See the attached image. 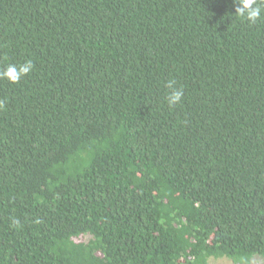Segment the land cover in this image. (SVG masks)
Returning <instances> with one entry per match:
<instances>
[{"label": "trees", "instance_id": "obj_1", "mask_svg": "<svg viewBox=\"0 0 264 264\" xmlns=\"http://www.w3.org/2000/svg\"><path fill=\"white\" fill-rule=\"evenodd\" d=\"M236 7L0 0V72L34 65L0 77V264L264 257V12Z\"/></svg>", "mask_w": 264, "mask_h": 264}, {"label": "clouds", "instance_id": "obj_2", "mask_svg": "<svg viewBox=\"0 0 264 264\" xmlns=\"http://www.w3.org/2000/svg\"><path fill=\"white\" fill-rule=\"evenodd\" d=\"M237 4L235 13L248 22L254 24L261 17L264 9L261 8L258 0H234ZM261 3H264V0H260ZM34 65L32 61H26L23 64L17 66L15 64H10L7 66L6 70L0 72V77L8 79L10 82L16 83L20 79L30 73ZM166 87L170 89V92L166 96V101L169 107H174L182 101L184 96L183 88L176 87L175 80H169L166 84ZM4 106V102L0 101V108ZM14 223H19L14 221Z\"/></svg>", "mask_w": 264, "mask_h": 264}, {"label": "rangeland", "instance_id": "obj_3", "mask_svg": "<svg viewBox=\"0 0 264 264\" xmlns=\"http://www.w3.org/2000/svg\"><path fill=\"white\" fill-rule=\"evenodd\" d=\"M210 264H237L228 258L211 259ZM251 264H264V257L255 256Z\"/></svg>", "mask_w": 264, "mask_h": 264}]
</instances>
